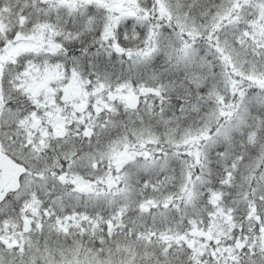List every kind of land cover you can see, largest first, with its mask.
I'll list each match as a JSON object with an SVG mask.
<instances>
[{"label":"snow or ice","instance_id":"6c2138e0","mask_svg":"<svg viewBox=\"0 0 264 264\" xmlns=\"http://www.w3.org/2000/svg\"><path fill=\"white\" fill-rule=\"evenodd\" d=\"M0 264H264V0H0Z\"/></svg>","mask_w":264,"mask_h":264}]
</instances>
